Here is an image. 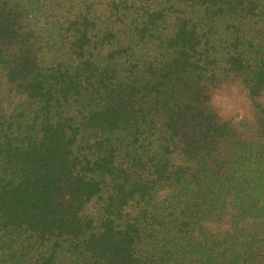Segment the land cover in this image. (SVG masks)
I'll use <instances>...</instances> for the list:
<instances>
[{
    "label": "trees",
    "instance_id": "obj_1",
    "mask_svg": "<svg viewBox=\"0 0 264 264\" xmlns=\"http://www.w3.org/2000/svg\"><path fill=\"white\" fill-rule=\"evenodd\" d=\"M0 264H264V0H0Z\"/></svg>",
    "mask_w": 264,
    "mask_h": 264
},
{
    "label": "rangeland",
    "instance_id": "obj_2",
    "mask_svg": "<svg viewBox=\"0 0 264 264\" xmlns=\"http://www.w3.org/2000/svg\"><path fill=\"white\" fill-rule=\"evenodd\" d=\"M213 103L224 116L231 117L235 122H240L249 117V111L244 97L232 96L228 92H216Z\"/></svg>",
    "mask_w": 264,
    "mask_h": 264
}]
</instances>
